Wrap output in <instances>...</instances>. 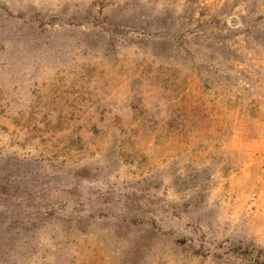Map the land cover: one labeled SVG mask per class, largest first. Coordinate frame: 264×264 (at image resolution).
I'll return each mask as SVG.
<instances>
[{"label": "rangeland", "instance_id": "rangeland-1", "mask_svg": "<svg viewBox=\"0 0 264 264\" xmlns=\"http://www.w3.org/2000/svg\"><path fill=\"white\" fill-rule=\"evenodd\" d=\"M0 264H264V0H0Z\"/></svg>", "mask_w": 264, "mask_h": 264}]
</instances>
